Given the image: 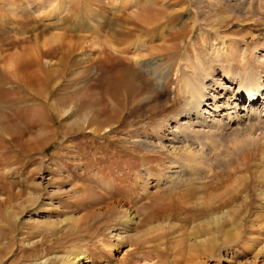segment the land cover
I'll use <instances>...</instances> for the list:
<instances>
[{"label": "rangeland", "instance_id": "1", "mask_svg": "<svg viewBox=\"0 0 264 264\" xmlns=\"http://www.w3.org/2000/svg\"><path fill=\"white\" fill-rule=\"evenodd\" d=\"M0 3L9 14L15 8L38 19L22 33L11 23L0 33V264H62L75 250L87 264H264L257 197L264 184L254 151L264 129L237 138L235 124L223 132L186 125L198 143L186 142L193 152L177 158L192 168L181 183H166L171 158L157 146L186 119L178 86L186 92L190 84L198 90L201 78L225 82L216 70L221 61L233 64L225 48L235 63L264 61V0ZM121 14L138 28L122 45L128 53L107 62L96 50L115 43ZM35 33L38 40L24 38ZM18 57L40 78L25 83L11 75L3 63ZM192 184L201 189L182 197ZM173 189L179 193L168 194ZM113 201L114 213L104 214ZM235 210L249 211L247 228L236 241L241 225L234 226L236 235L225 240L221 225L232 223Z\"/></svg>", "mask_w": 264, "mask_h": 264}, {"label": "bare ground", "instance_id": "2", "mask_svg": "<svg viewBox=\"0 0 264 264\" xmlns=\"http://www.w3.org/2000/svg\"><path fill=\"white\" fill-rule=\"evenodd\" d=\"M13 9H14L13 10L14 14L13 13L9 14L5 10V7H3L2 3H0V33L3 34L4 36L6 35L4 33V28L9 23L12 24L13 30H15L16 33L17 32L22 33L24 31H26V29L28 28L29 25H31L33 22L38 21V19L35 18L34 16H32L30 18H25L23 15L19 14V12L16 11L15 8H13ZM121 15H119L120 16L119 18H121V20L119 19L121 26H120V29L118 28L119 30H117L115 33V39H113V41L115 43L113 45L109 46V48H108L109 51H106V49H102V50L97 49L96 50L98 52V55H101L102 57L104 55L105 61H107V62L114 61V59L118 57L115 52H120L123 54L128 53V50L126 49V47H124L122 45L127 43V41L130 38H132V36H134L135 30H137L136 28H138V24H137L138 22L137 23L135 22L136 19L127 17V15L126 16L123 14H121ZM144 19L147 20L148 18H144ZM149 20H151L149 22V25L154 23V21H152L153 19H149ZM15 22L17 23V25H15ZM59 35L58 36L61 38H63V36H64L62 34H59ZM218 35H220V34L218 33ZM24 38L27 40L28 39L30 40L31 38L38 40V34L35 33L32 37L30 36V38L29 37L28 38L24 37ZM159 38H162V34H159ZM3 40H4V38H3ZM193 41H194V43L196 42V40H193ZM207 45L213 51H215V50L217 51V49H219V47H220V46H213V45H211L210 42L209 43L207 42ZM37 51H40V49L38 48ZM224 51H225V55L226 54L229 55L228 57H230L231 59L234 60L232 65L226 64L225 61H221L219 63V65L216 64L217 65L216 70L218 69V71H221V77H222V79L223 78L225 79V82L218 81L217 79H212V82L210 84H204L205 78H201L200 80L198 79L199 83L203 84L200 86L201 89L199 87L198 90H193V86L190 84L192 86V88H190V85H189L186 89L187 90L186 92L183 91L182 87L178 86L177 94H181L183 96V97H181V98H183L182 104L186 107V110L184 111V113L182 115L186 116V119H185V121H181V122L178 121L177 122V124L179 125V129L178 130H172L170 132V134H168V136H166L165 139H166V141H168L167 143H161L160 145H157L158 147H160L159 150L166 151L169 155V158H171L169 160V163L172 166L173 170L170 171V173H169L170 175H168V178L166 179L167 184L172 183V182L173 183L174 182H177V183L180 182L181 183L183 180V178H182L183 175H189L191 173V170H192V168L189 170L185 169V166H184L185 164L182 161L177 159V158L181 157V155H185V157H186V155L189 154V152H191V151L193 152L194 149L192 150V148L190 150H188L190 145L188 147L186 142H189V141L193 142L194 141L193 143H195V142H197L196 139H198V137L196 139L193 138V136H192L193 131L191 130L190 127H187L186 125L192 126V127L200 126V127H204V128H206V127H212L213 128L214 127L219 132H223V131L231 128L232 127L231 125L235 124L234 134H237V138H238V135H240V136L244 135L243 133H245V132H250V133L254 134L255 130L257 131L259 129H264V70L263 71L258 70L259 65H261V66L264 65V61L261 60L259 57L258 58H247V56H243L240 58V63L238 64V63H235V59L238 58L237 55L232 56L233 52H230V49H228V48H225ZM217 52H215V53L216 54L220 53V52H218V53ZM213 54H214V52H213ZM37 55H39V54H37ZM0 57H2L1 53H0ZM125 58H126V56H125ZM3 59L4 58H2V59L0 58V61H3ZM23 59L24 58L18 57V59H15V61H12V63L9 65H8V63L6 65L7 60L4 61L3 64L5 66H7V68L9 67V68L13 69L14 71L11 70L10 74L13 75L16 79H18L21 82L27 83V82L32 81L34 78H40L39 74H37L38 71L35 72V74H33L34 73L33 71H32L33 73H31L27 70V67L25 66V64H26L25 59H24V61H23ZM219 61L220 60H218V62ZM243 61L245 62V64H243ZM47 63H52V61L48 60ZM113 63L114 62H112V64ZM28 64H29L28 68H30L31 66L32 67L37 66V68L40 69L41 71L43 69L42 65L40 63L34 64V63L29 62ZM50 65H52V64H50ZM241 65L242 66L244 65V67L240 70H236L237 68H235V67L236 66L238 67ZM40 70H39V72H40ZM23 72H25V73H23ZM120 77H119V79L122 80V78H120ZM200 81H202V82H200ZM208 89H209V91H208ZM212 90H214V92H210ZM245 97H246V99H245ZM204 108H206V109H204ZM207 110H211V111L209 112ZM204 113L212 116V119L205 117L203 115ZM215 116L220 117V119H215ZM184 125L186 127H184ZM199 130H201V129H199ZM205 132H206V130H205ZM231 132H233V131H231ZM231 134H233V133H231ZM240 136H239V138H240ZM237 138H236V140H237ZM262 139H264V138H262ZM230 140L231 139H229V141ZM201 141L202 140H200V143H201ZM260 141H262V140H260ZM262 142L263 143L257 142L258 144L256 146L254 145L256 147L254 149L255 154L258 156L259 161H260V162H258L257 160H255V164H256L255 167H258L260 169V174H258L256 176V178L259 182V185L257 184L258 186H260V185L263 186L262 184H264V141H262ZM184 143L186 144V146L184 145ZM233 143H235V141ZM186 147H188V148L186 149ZM246 150H247V148H246ZM195 152L196 151H194L193 156H195ZM189 156H188V160L190 159ZM185 161H186V159H185ZM189 167H192V166H189ZM241 168H242V166H241ZM254 170H255V168H254ZM193 171H194V169H193ZM159 172H160V174L157 177V185L161 184V183L163 184V182H162L163 179H161L163 172H161V171H159ZM151 173L152 172L147 171L146 176H148V177L151 176ZM196 174H198V173H196ZM186 177H189V176H186ZM196 178H197V175H196ZM184 179H187V178L184 177ZM199 189H201V185L200 186L199 185L195 186L193 184L188 185L185 192H180V194L182 197H186V196H188V193L191 194V191L199 190ZM236 191H238V189ZM239 192H241V191H239ZM177 193H179V192H176L174 189L168 192V194H171V195L177 194ZM255 197H256V195H255ZM257 197H259V199H260L259 204H261L260 205L261 208L264 209V191H261ZM245 201L248 202V197ZM115 204L116 203L114 201L106 204L105 209L103 210L104 214L114 213L113 211H115V210H113V209H114V207H117V206H115ZM222 204L223 205L226 204L225 200L222 202ZM91 214H92L91 215V219H92L94 214L93 213H91ZM248 215H249L248 210H246L244 212V215H240L239 211L235 210V212L233 213V216H231V218H230V222L232 220V223H230V224L227 223V221H225V219H224V221L222 220L223 222L221 221L222 222L221 226H222V228L224 227L223 228L224 229L223 235L225 237L224 238L225 240L226 239L229 240L236 235L233 232V230H234L233 227L237 226V225H241V228H239V230H238L239 231L238 232V238L236 239V241L240 240V238L244 236V233H245L246 228H247V226H245V224H246L245 219L247 218ZM223 218H225V217H223ZM238 219H240V220H238ZM84 220H86V218H84ZM88 220H89V217L86 221L87 224L89 223ZM218 220L220 221V219H218ZM255 220L256 219H254V221ZM62 223H66V227L69 228V218L65 217L61 221V224ZM77 224L78 223H76V225ZM218 224H221V223L219 222ZM253 226L254 225H252V227ZM113 246H114V244L111 245V249H110L111 251L114 248ZM86 262H87V256L85 255V252L80 251V250H75L72 252V255L70 257H68L67 260L64 261V263H62V264H87Z\"/></svg>", "mask_w": 264, "mask_h": 264}]
</instances>
